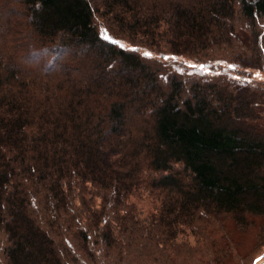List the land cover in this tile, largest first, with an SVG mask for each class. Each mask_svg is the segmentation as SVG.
Returning <instances> with one entry per match:
<instances>
[{"label": "trees", "instance_id": "1", "mask_svg": "<svg viewBox=\"0 0 264 264\" xmlns=\"http://www.w3.org/2000/svg\"><path fill=\"white\" fill-rule=\"evenodd\" d=\"M19 2L30 38L70 58L38 96L0 55V264H117L143 229L127 200L146 184L168 192L164 241L200 213L264 217V83L232 75L264 71V0ZM113 25L175 54L226 49L230 68L168 71Z\"/></svg>", "mask_w": 264, "mask_h": 264}, {"label": "rangeland", "instance_id": "2", "mask_svg": "<svg viewBox=\"0 0 264 264\" xmlns=\"http://www.w3.org/2000/svg\"><path fill=\"white\" fill-rule=\"evenodd\" d=\"M103 26L111 25L105 19H98ZM113 33L124 45L134 50L149 61L159 63L168 71H175L176 66L181 67L184 73L188 70L198 69L209 72L211 58L221 59V69L230 68V51L217 49L211 51L207 59L197 53L175 54L169 48L145 43L139 37L129 36L112 26ZM27 18L19 0H0V55L10 58L23 71V76L34 79L36 84L33 90L40 96L41 83H53L62 72L55 70V65L63 56L70 58L69 53L56 54L46 50L42 43L30 38ZM120 41V40H119ZM230 50V49H229ZM229 56L227 58H224ZM224 58V59H222ZM228 61V62H227ZM53 71V72H52ZM238 73L232 70L235 79L243 78L264 83V71L259 69H244ZM242 76V77H241ZM52 77V78H51ZM147 161L144 160V170L149 172ZM149 170V171H148ZM168 198V192L151 188L149 184L142 186L127 200L140 219L143 229L132 235L131 248L123 259L117 264H261L264 262V217H252L246 226L240 225L231 216L225 215L219 219L200 213L191 225H182L174 237L165 241L164 228L156 221L160 216L162 205ZM99 205L100 201L97 200ZM152 222L153 223L152 225ZM151 225V226H150ZM150 226L152 235L156 239H148L147 228ZM160 234H164L160 236ZM134 236V237H133ZM131 237V234H130ZM160 238V240H158ZM2 247L6 236H1ZM97 257L95 264L116 263V253ZM2 259L4 258L1 251ZM106 257V258H105Z\"/></svg>", "mask_w": 264, "mask_h": 264}, {"label": "water", "instance_id": "3", "mask_svg": "<svg viewBox=\"0 0 264 264\" xmlns=\"http://www.w3.org/2000/svg\"><path fill=\"white\" fill-rule=\"evenodd\" d=\"M261 264H264V262H263V263H261Z\"/></svg>", "mask_w": 264, "mask_h": 264}]
</instances>
